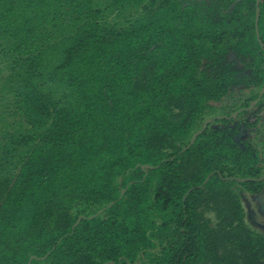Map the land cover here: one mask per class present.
<instances>
[{
  "label": "trees",
  "instance_id": "16d2710c",
  "mask_svg": "<svg viewBox=\"0 0 264 264\" xmlns=\"http://www.w3.org/2000/svg\"><path fill=\"white\" fill-rule=\"evenodd\" d=\"M233 1L0 0V264H264L237 128L182 152L264 84V0L260 42Z\"/></svg>",
  "mask_w": 264,
  "mask_h": 264
},
{
  "label": "flooded vegetation",
  "instance_id": "af4514ba",
  "mask_svg": "<svg viewBox=\"0 0 264 264\" xmlns=\"http://www.w3.org/2000/svg\"><path fill=\"white\" fill-rule=\"evenodd\" d=\"M262 1L263 0H259V4H261ZM255 3L256 2L254 1V4ZM259 4H258V7H259ZM256 7L257 6L255 4V11H256ZM262 86L258 89L257 95L253 100L250 101L249 97H247L246 99H243V102L241 103V105H239L238 108H236L232 111H228V112L227 111L220 112V113H228L227 116H221L222 114H219V115H214L208 119H213L215 117H223L222 119H224V121L226 122L222 126L223 128L232 129V128L236 127L238 130V134L236 136H234V139L235 140L237 139L238 144L240 146V149L242 151L244 150L245 151V152L243 151L244 153L249 154L250 155L249 157L251 160L256 161L257 164L264 167V154L261 156V158L254 160L255 156L253 155L254 152L252 151V147H251V143H252L251 139H253L254 141L257 139L260 141H264V93L262 94L261 98L253 106L252 109L246 110L248 108V106L253 101H255L257 99ZM245 104H247V105L245 106ZM235 111L236 112L241 111V112L236 114V116L234 118H231L232 115L230 116V114H232ZM240 113H242L243 115H246V116H243L240 120H238L236 118H237V116H239ZM220 128H221V126H220ZM244 131H246V132L248 131L249 135L245 137L244 134L242 133ZM253 145H255V144H253ZM259 161H261V162H259ZM257 164H255V165H257ZM261 179L263 180L264 176L262 178H260L259 180H261ZM241 180L245 181V179H241ZM242 195H244L247 199L248 198L255 199V203L257 202V204H255L253 206L254 208L264 209V191L261 194H257V195H251V194H247V193H244Z\"/></svg>",
  "mask_w": 264,
  "mask_h": 264
},
{
  "label": "rangeland",
  "instance_id": "374dc122",
  "mask_svg": "<svg viewBox=\"0 0 264 264\" xmlns=\"http://www.w3.org/2000/svg\"><path fill=\"white\" fill-rule=\"evenodd\" d=\"M192 1L199 2V3H205L206 5H211V3L213 2V0H192ZM256 90H254V93H253L254 96L257 95L258 90L257 91ZM250 92L251 90L249 89L237 88L231 91L221 102L213 103L212 105L217 111V114H220V112L222 111L223 112L231 111V109L239 107V105H241V103L243 102V99H246L247 97H249ZM234 113H236V111L230 114V116L233 115ZM221 114H222L221 116H227L228 113H221ZM243 116H246V115H243L242 113H240L236 119L240 120ZM210 127L211 128L213 127V122L210 124ZM242 133L244 134L245 137L249 135L248 131L247 132L244 131ZM251 142L250 143H251L252 151L254 152L253 155L255 156L254 160L261 158V156L264 154V141H260L258 139L254 141L253 139H251ZM249 164H251V162L244 161L243 170H246L245 168ZM255 204H257V202L255 203V199H252V198L247 199L244 195H242L241 205L245 213L244 220H245L246 225L256 232H264V209L254 208L253 206ZM206 217L209 218L212 222H214V218L212 214H206Z\"/></svg>",
  "mask_w": 264,
  "mask_h": 264
},
{
  "label": "water",
  "instance_id": "95a60500",
  "mask_svg": "<svg viewBox=\"0 0 264 264\" xmlns=\"http://www.w3.org/2000/svg\"><path fill=\"white\" fill-rule=\"evenodd\" d=\"M240 1H241V0H234V1L230 4V6H229V10H233V8L236 6V4H238ZM255 2H256L255 4H256L257 7H256V11H255L254 25H255V33H256V37H257L258 41L260 42V40H259V35H258V32H259V31H258V18H259V7H258V4H259V0H255ZM152 49H153V47H152ZM263 93H264V85L262 86V88H261V90H260V93H259L257 99H256L255 101H253V102L248 106V108H247L246 110H250V109H252L253 106H254V105L258 102V100L261 98V96H262ZM243 110H244V109H243ZM241 111H242V110H241ZM241 111H238V112L234 113V114L231 116V118H234V117L236 116V114H238V113L241 112ZM222 118H223V117H215V118H213V119H206V120L203 122V124L201 125V128H200L198 131H196L195 133L192 134V136H191V138H190V140H189L188 145L182 149V152H184V151L187 150L191 145H193V143H194L196 137H197L198 135L202 134V133L204 132V130L207 128V126H208L211 122H213L214 120L222 119ZM141 169H142V170H145V169H153V167H152V166L145 165V166H142ZM210 177H211V175H209V176L206 178L205 183L209 180ZM236 180L239 181V182H243V181H244V180H241V179H236ZM261 180H262V179H261ZM123 193H124V190L121 191L120 198L122 197ZM111 205H112V203H110V204L108 205V207H110ZM103 211H104V209L98 211V213H96V215H93V216H90V217L79 216V217L77 218L75 224L73 225L72 229L75 228V227L80 223V221H81L82 219H86V218H88V219H92V218H94L95 216L101 214ZM47 255H48V254H46L44 257H41V258H37L36 256H31L26 264H30L33 260H44L45 257H46Z\"/></svg>",
  "mask_w": 264,
  "mask_h": 264
}]
</instances>
